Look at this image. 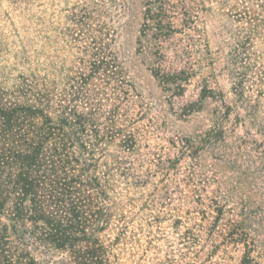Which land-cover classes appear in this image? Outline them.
I'll return each instance as SVG.
<instances>
[{"label":"rangeland","instance_id":"obj_1","mask_svg":"<svg viewBox=\"0 0 264 264\" xmlns=\"http://www.w3.org/2000/svg\"><path fill=\"white\" fill-rule=\"evenodd\" d=\"M235 5L0 0V85L36 64L64 75L93 39L105 44L116 30L117 51L141 95L145 181L123 190L129 227L114 264H242L248 247L254 262L264 264V72L261 83L247 84L238 97L225 61ZM153 12L163 19L159 31L146 23ZM168 72L173 82H165ZM209 198L226 206L216 227L215 212L206 209ZM229 219H238L247 245L223 242L219 225ZM34 253L42 264L64 259L46 249Z\"/></svg>","mask_w":264,"mask_h":264},{"label":"trees","instance_id":"obj_2","mask_svg":"<svg viewBox=\"0 0 264 264\" xmlns=\"http://www.w3.org/2000/svg\"><path fill=\"white\" fill-rule=\"evenodd\" d=\"M232 10L236 27L225 61L243 98L247 84L263 81L264 0H236ZM146 21L159 31L163 19L153 12ZM108 34L105 44L93 39L64 75L36 64L0 85V264H42L38 249L64 256L50 264H114L129 227L123 190L145 181L139 156L144 113L117 51L116 30ZM172 75L165 73V82H173ZM189 180L196 188L193 176ZM225 207L209 198L214 227ZM237 223L219 225L223 242L247 245ZM251 252L248 247L242 264H256Z\"/></svg>","mask_w":264,"mask_h":264}]
</instances>
